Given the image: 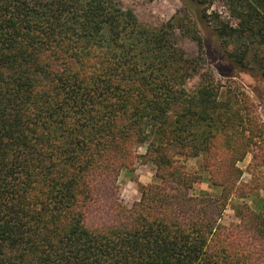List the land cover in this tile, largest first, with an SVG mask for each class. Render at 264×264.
<instances>
[{
    "label": "trees",
    "instance_id": "16d2710c",
    "mask_svg": "<svg viewBox=\"0 0 264 264\" xmlns=\"http://www.w3.org/2000/svg\"><path fill=\"white\" fill-rule=\"evenodd\" d=\"M190 1L237 74L264 76V0H221L227 19ZM198 26L193 56L119 0H0V264H264L262 188L237 167L264 126L203 72ZM201 156L210 191L183 161ZM137 165L154 182L126 205Z\"/></svg>",
    "mask_w": 264,
    "mask_h": 264
},
{
    "label": "rangeland",
    "instance_id": "374dc122",
    "mask_svg": "<svg viewBox=\"0 0 264 264\" xmlns=\"http://www.w3.org/2000/svg\"><path fill=\"white\" fill-rule=\"evenodd\" d=\"M120 4L127 9H132L139 23L145 28L151 30H159L163 26L171 23L175 38L178 44L189 55L197 54L195 43L186 35L185 24L189 25L194 20L199 23V30L205 38L206 62L203 72L209 70L216 78L223 83H229L233 80L241 83L247 90L251 99L255 103L259 118L264 126V76L261 74H253L250 72H242L240 75L225 60L221 42L212 27L201 25L197 13L198 7L190 0H119ZM191 5V6H190ZM218 11L223 18H228L229 10L226 4L221 0H214V4L209 12ZM199 77H195L189 81V87L197 86ZM264 130V128H263ZM264 135V133H263ZM264 139V136L262 137ZM262 139V140H263ZM257 138V142L261 147L252 146L246 158L239 162L237 167L241 172V182L251 183L254 186L260 185L262 191L260 197L264 198V141ZM146 147L140 149V154H144ZM205 157L190 158L183 160L188 170L197 173L202 177L203 182L198 184V188L210 191L208 182V173L205 172L203 165ZM154 170L150 166L137 165L132 171H123L119 179L120 198L126 205H131L140 198L139 188L148 186L154 182ZM251 203L252 198L246 200ZM242 201L235 200L231 202L223 217V223L228 224L234 216L233 206Z\"/></svg>",
    "mask_w": 264,
    "mask_h": 264
}]
</instances>
